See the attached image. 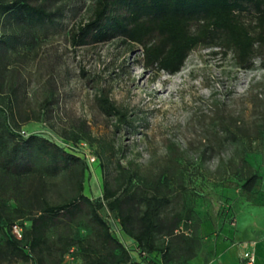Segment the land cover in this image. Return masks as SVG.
Instances as JSON below:
<instances>
[{
    "label": "trees",
    "instance_id": "trees-1",
    "mask_svg": "<svg viewBox=\"0 0 264 264\" xmlns=\"http://www.w3.org/2000/svg\"><path fill=\"white\" fill-rule=\"evenodd\" d=\"M89 1L87 21L68 31L74 49L120 40L139 46L143 67L157 74L179 73L200 47L231 54L241 71L253 70L257 59L264 68V0ZM73 2L0 0V264H65L71 251L82 264H192L199 242L195 212L169 170L143 176L118 163V174L104 177L102 198L92 200L85 194L90 165L72 146L81 135L58 144L23 130L31 118L20 51L35 50L42 32L61 26ZM95 103L104 116L127 123L128 112L110 91H101ZM236 177L235 191L254 202L259 173L242 159ZM104 209L132 240L138 259L112 231ZM82 221L90 233L77 235ZM15 225L22 228L20 240Z\"/></svg>",
    "mask_w": 264,
    "mask_h": 264
},
{
    "label": "rangeland",
    "instance_id": "rangeland-1",
    "mask_svg": "<svg viewBox=\"0 0 264 264\" xmlns=\"http://www.w3.org/2000/svg\"><path fill=\"white\" fill-rule=\"evenodd\" d=\"M70 6L61 26L40 34L35 50L20 51L26 55L18 63L31 118L23 130L58 144L71 142L75 133L81 135V142L72 145L74 152L87 161L96 158L94 164L88 161L85 185V194L92 200L102 198L104 177L111 181L119 172L118 163L143 176L169 170L176 184L186 189L184 199L194 208V233L199 240L204 239L199 230L205 224L212 228L206 235L210 239L218 228L235 223L236 206L264 207L260 60L253 70L241 71L231 54L224 57L214 54L218 49L200 47L179 73L157 74L143 67L139 46L128 48L120 40L74 49L68 31L87 21L90 1L74 0ZM103 90L110 91L116 106L128 112L126 124L98 111L95 97ZM82 122H86L84 130ZM242 159L261 176L252 203L235 191ZM102 215L138 259L118 222L106 209ZM84 222L77 226V235L90 233ZM203 245L198 242L197 251L206 254L209 246L203 249ZM73 256L82 264L76 253Z\"/></svg>",
    "mask_w": 264,
    "mask_h": 264
},
{
    "label": "crops",
    "instance_id": "crops-1",
    "mask_svg": "<svg viewBox=\"0 0 264 264\" xmlns=\"http://www.w3.org/2000/svg\"><path fill=\"white\" fill-rule=\"evenodd\" d=\"M235 215V223L218 228L210 239L206 235L212 228L206 224L200 228L204 239L199 242L204 244L203 249L209 247L206 254L197 251L192 264H240L246 250L253 251L255 264H264V207L236 206ZM126 244L132 247L133 242L126 240Z\"/></svg>",
    "mask_w": 264,
    "mask_h": 264
},
{
    "label": "built area",
    "instance_id": "built-area-1",
    "mask_svg": "<svg viewBox=\"0 0 264 264\" xmlns=\"http://www.w3.org/2000/svg\"><path fill=\"white\" fill-rule=\"evenodd\" d=\"M91 164H94L96 163V158L94 157H89V160H88ZM183 227H180L178 232H181L183 231ZM13 234L15 235V237L17 239H22V228L18 225H15L13 227ZM65 262L68 263V264H77L75 262V259H74V256L72 254V251L70 254H68L66 257H65ZM256 262V258H255V255L253 253V251L251 250H246L243 254H242V257H241V263L240 264H255Z\"/></svg>",
    "mask_w": 264,
    "mask_h": 264
}]
</instances>
